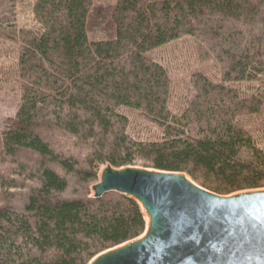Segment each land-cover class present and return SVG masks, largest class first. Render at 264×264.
Returning a JSON list of instances; mask_svg holds the SVG:
<instances>
[{
	"label": "trees",
	"instance_id": "trees-1",
	"mask_svg": "<svg viewBox=\"0 0 264 264\" xmlns=\"http://www.w3.org/2000/svg\"><path fill=\"white\" fill-rule=\"evenodd\" d=\"M99 1L0 0V93L18 98L0 119V264H86L137 237L132 198H89L105 163L264 186V0ZM187 38L212 74L177 94L146 54Z\"/></svg>",
	"mask_w": 264,
	"mask_h": 264
},
{
	"label": "water",
	"instance_id": "water-1",
	"mask_svg": "<svg viewBox=\"0 0 264 264\" xmlns=\"http://www.w3.org/2000/svg\"><path fill=\"white\" fill-rule=\"evenodd\" d=\"M89 198H132L144 220L137 237L86 264H264V186L221 194L185 171L103 164Z\"/></svg>",
	"mask_w": 264,
	"mask_h": 264
},
{
	"label": "rangeland",
	"instance_id": "rangeland-1",
	"mask_svg": "<svg viewBox=\"0 0 264 264\" xmlns=\"http://www.w3.org/2000/svg\"><path fill=\"white\" fill-rule=\"evenodd\" d=\"M106 1L109 0H100L99 2ZM112 1H114L112 4L116 2V0ZM87 29L89 31V26ZM146 56L167 69L169 78L172 80L173 85L177 90V94L186 91L185 89L188 86L189 76L191 74L200 72L208 76L212 74V69L209 63L197 60L189 38L178 39L174 42L165 44L164 47L155 49L153 52L147 53ZM17 101L18 98H16L11 92L6 94L0 93V119L15 113ZM140 125L142 124L140 123ZM250 130L255 131V134H258L259 139L263 143L264 116H260V118L255 120L254 123L250 125ZM135 164L143 166L139 163Z\"/></svg>",
	"mask_w": 264,
	"mask_h": 264
}]
</instances>
